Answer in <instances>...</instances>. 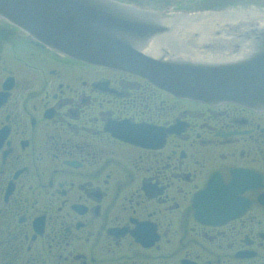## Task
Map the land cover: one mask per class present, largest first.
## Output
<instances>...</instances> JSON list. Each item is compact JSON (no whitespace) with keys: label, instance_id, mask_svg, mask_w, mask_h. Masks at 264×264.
I'll return each instance as SVG.
<instances>
[{"label":"flooded vegetation","instance_id":"af4514ba","mask_svg":"<svg viewBox=\"0 0 264 264\" xmlns=\"http://www.w3.org/2000/svg\"><path fill=\"white\" fill-rule=\"evenodd\" d=\"M0 264H264V111L177 97L0 20Z\"/></svg>","mask_w":264,"mask_h":264},{"label":"water","instance_id":"95a60500","mask_svg":"<svg viewBox=\"0 0 264 264\" xmlns=\"http://www.w3.org/2000/svg\"><path fill=\"white\" fill-rule=\"evenodd\" d=\"M0 18L50 49L139 74L178 97L264 110V24L233 26L215 56L199 57L167 42L185 15L113 0H0Z\"/></svg>","mask_w":264,"mask_h":264},{"label":"bare ground","instance_id":"6f19581e","mask_svg":"<svg viewBox=\"0 0 264 264\" xmlns=\"http://www.w3.org/2000/svg\"><path fill=\"white\" fill-rule=\"evenodd\" d=\"M259 17H262L264 19V13L250 12V13L241 15V14H238L237 12H228V13H224V14H208V15H204L201 17H200V15H198L195 17L196 19L194 21L190 22L191 25H188L189 29H187V30H189L191 32V31L197 29V27H201L202 25L208 24V23L213 24V25H215V27H217L219 25H223V24L229 23V22H237V21L244 20L246 18L250 19V18H259ZM199 19H201V20L199 21ZM190 32H188L187 35L184 34V37H183V35H180L178 38L175 39V41L180 43V46H182L183 49H186L187 52L188 51H194V53L198 54L199 53L198 48L193 49V47L192 48L183 47L182 40H185V37H187L191 34ZM180 34H183V33H180ZM208 37H209V34L207 35V34L203 33V34H201V38L198 39V42L199 43L205 42L206 39H208Z\"/></svg>","mask_w":264,"mask_h":264},{"label":"rangeland","instance_id":"374dc122","mask_svg":"<svg viewBox=\"0 0 264 264\" xmlns=\"http://www.w3.org/2000/svg\"><path fill=\"white\" fill-rule=\"evenodd\" d=\"M125 1H127V2L131 1V2L136 3V4H140L141 6H146V5L151 6L152 5V3L149 0H125ZM180 1L186 3V5H184V6L187 9V8H199V7H197L198 4L203 5L205 3L223 5L225 2H229L231 0H180ZM248 1L250 3L258 4L257 8H259V9L264 8V0H248ZM156 2L157 3L155 4V7L165 9V7L167 6V3L165 2V0H156ZM193 2H195V3L189 4V3H193ZM236 6H239V5H236Z\"/></svg>","mask_w":264,"mask_h":264}]
</instances>
